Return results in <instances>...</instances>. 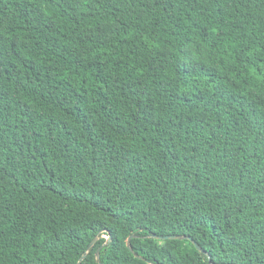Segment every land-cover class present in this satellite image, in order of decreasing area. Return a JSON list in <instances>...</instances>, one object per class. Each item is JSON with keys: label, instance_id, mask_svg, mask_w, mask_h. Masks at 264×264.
<instances>
[{"label": "trees", "instance_id": "trees-1", "mask_svg": "<svg viewBox=\"0 0 264 264\" xmlns=\"http://www.w3.org/2000/svg\"><path fill=\"white\" fill-rule=\"evenodd\" d=\"M132 235L264 264V0H0V264H150Z\"/></svg>", "mask_w": 264, "mask_h": 264}, {"label": "water", "instance_id": "water-1", "mask_svg": "<svg viewBox=\"0 0 264 264\" xmlns=\"http://www.w3.org/2000/svg\"><path fill=\"white\" fill-rule=\"evenodd\" d=\"M134 235H132V236H130L129 238H128V240H127V245L129 246V248L134 252V254L137 256V257H140V258H142V259H145V260H147L150 264H154L153 262H151L150 260H148L146 257H144L143 255H140L139 253H137L134 249H133V247H132V245H131V243H130V239L133 237ZM153 237H155V238H158V239H183V238H185L186 236H184V235H158V234H153L152 235ZM188 238L189 239H191L193 242H194V244L197 246V248L199 249V250H202V247L194 240V239H192V237H190V236H188ZM99 239V237H96L92 242H91V244H90V246H89V248H88V250L91 248V247H93L94 245H95V243L97 242V240ZM112 239V236L111 235H109L108 236V239H107V242H109L110 240ZM106 242V243H107ZM101 248H102V246L98 249V251H97V255H98V257H100V250H101ZM88 250L83 254V256L80 258V260H79V262H78V264H81V262L83 261V259L86 257V255L88 254ZM100 262H102L101 260H99Z\"/></svg>", "mask_w": 264, "mask_h": 264}, {"label": "rangeland", "instance_id": "rangeland-1", "mask_svg": "<svg viewBox=\"0 0 264 264\" xmlns=\"http://www.w3.org/2000/svg\"><path fill=\"white\" fill-rule=\"evenodd\" d=\"M104 236H107V235L104 234Z\"/></svg>", "mask_w": 264, "mask_h": 264}]
</instances>
